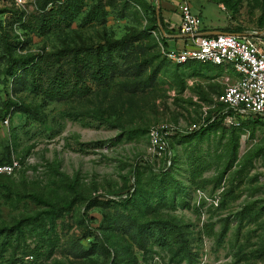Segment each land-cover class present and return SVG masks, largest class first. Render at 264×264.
Instances as JSON below:
<instances>
[{"label":"rangeland","instance_id":"374dc122","mask_svg":"<svg viewBox=\"0 0 264 264\" xmlns=\"http://www.w3.org/2000/svg\"><path fill=\"white\" fill-rule=\"evenodd\" d=\"M190 1L202 27L264 29V0ZM160 16L176 33L173 0H0V264H264V123L174 137L163 173L144 158L152 125L198 120L231 72L163 59ZM103 46L105 80L81 50Z\"/></svg>","mask_w":264,"mask_h":264},{"label":"built area","instance_id":"2783aa9c","mask_svg":"<svg viewBox=\"0 0 264 264\" xmlns=\"http://www.w3.org/2000/svg\"><path fill=\"white\" fill-rule=\"evenodd\" d=\"M179 14L178 31L185 35L181 46L160 43L161 53L173 63L198 61L222 65L234 73L225 76L223 88L198 120L185 123L161 121L148 130L146 161L156 171L167 170L173 162L172 138L186 135L222 117L235 125L249 119L264 123V36L257 30L235 32H204L201 18L191 8L190 0H173ZM232 79V80H231ZM152 157V158H149ZM13 165L0 164V173H11ZM134 189L131 175L127 191L109 198L125 197ZM31 256V255H30Z\"/></svg>","mask_w":264,"mask_h":264},{"label":"trees","instance_id":"16d2710c","mask_svg":"<svg viewBox=\"0 0 264 264\" xmlns=\"http://www.w3.org/2000/svg\"><path fill=\"white\" fill-rule=\"evenodd\" d=\"M155 20H157L156 17H155ZM159 24H160V27H161V29L163 31L162 34H161L162 43L164 45H166V43H165L166 42L165 34H170V32L165 29V27L163 25V22H162V17L161 16L159 17ZM220 29L224 30V31H227V32H242L243 31V30H240V29H228V28H225V27H222ZM111 49L112 48L110 46H103L102 48L100 47V48H93V49L87 47V49H81V50H83L82 54L84 56H88L89 58H91L93 61L96 62V69H95L94 72L97 75L95 73H93V72L92 73L95 74L96 76H98L99 78H102L103 80H105L106 78L111 76L112 72H113V69H112L113 68V64L111 63L112 60L110 59V57H111V55H110ZM67 51L71 52V54H73L74 56L78 57V52H74V51L69 50V49ZM160 53H161V51H160ZM59 54H60V52H56L55 53V55H57V56ZM160 55H161V57L163 59L168 60L162 53ZM190 63H203V62L188 61V62H185V63H173V64L183 65V64H190ZM205 64H211V63L207 62ZM216 65L217 66H222V65H219V64H216ZM57 74L58 73H56L55 76L54 75L52 76V82L55 83V86L57 87L58 92H61L62 87L65 86L66 84H67V88L70 90L71 93H73V92L76 93L78 91L81 92V93H86L88 91V86L85 85L83 82H81L80 86L78 87L77 86V81L70 82V80L68 78H65L64 75H57ZM219 92H221V90ZM221 120H223V118L219 117V118L213 120L212 122H209L206 126H202L199 129H196L195 131H193V132H191L189 134L180 135V136H174V137H176V140H175L174 144L176 142H179L184 137L194 134L196 131H199V130L201 131V130L208 129L209 127L221 122ZM248 122H256V123L261 124V122L258 121L257 119H249L247 121H243L242 123H248ZM171 145H172L173 152H174V155H173V162H174V160H175L174 157L176 155L175 146H173V142L171 143ZM165 171L166 170H159L157 173H163ZM131 175L134 176V189H133V191L130 194L126 195L125 197H119L117 199L108 197V199H110L111 201L128 200L136 192L137 186H138V172L134 170V171H132ZM131 175H130V177H131ZM129 180H130V178H129ZM128 187H129V184H128L127 188L124 191H127ZM124 191H119V192L111 193V194L119 195V194H121ZM33 196L36 199L40 200V201H44L41 197L37 196L36 194H33ZM71 200H72V197H68L66 199V204H69L71 202ZM44 210L46 212H54L55 213V212H58V211L61 210V205H57L55 207L50 206L49 208L44 209Z\"/></svg>","mask_w":264,"mask_h":264},{"label":"crops","instance_id":"0c3cea01","mask_svg":"<svg viewBox=\"0 0 264 264\" xmlns=\"http://www.w3.org/2000/svg\"><path fill=\"white\" fill-rule=\"evenodd\" d=\"M176 12H177V10H176ZM178 23H179V21H178ZM213 30H215V29H209L206 27H202V31H204V32H213ZM165 36H166V45H168V46H181L184 42V39H185V35L180 33L178 30H176V33L167 34ZM211 65H216V64L211 63ZM225 76H230L231 78H233L234 73L231 71L230 74H224L222 76V79L225 78ZM223 84L224 83L222 82L221 83V90H222Z\"/></svg>","mask_w":264,"mask_h":264},{"label":"water","instance_id":"95a60500","mask_svg":"<svg viewBox=\"0 0 264 264\" xmlns=\"http://www.w3.org/2000/svg\"><path fill=\"white\" fill-rule=\"evenodd\" d=\"M158 1V0H157ZM159 10H158V8L156 9V13L158 14L159 12H158ZM218 32H227V31H224V30H221V29H215V30H213V33H218ZM235 33H239V32H235ZM257 33H259V34H262L263 36H264V29H262V30H257ZM165 35H167V34H165Z\"/></svg>","mask_w":264,"mask_h":264}]
</instances>
